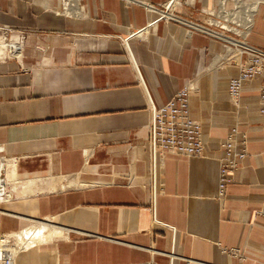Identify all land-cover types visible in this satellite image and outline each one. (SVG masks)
Wrapping results in <instances>:
<instances>
[{
  "label": "crops",
  "instance_id": "0c3cea01",
  "mask_svg": "<svg viewBox=\"0 0 264 264\" xmlns=\"http://www.w3.org/2000/svg\"><path fill=\"white\" fill-rule=\"evenodd\" d=\"M81 1L84 13L67 17L60 0H0V30L26 33L20 57L0 62V145L17 181L1 230L15 264H264L263 77L236 104L239 67L212 63L219 40L150 25L161 14L150 5L174 2L203 24L217 0ZM247 40L264 49V2ZM187 85L206 151L153 165L152 108ZM234 127L248 155L220 197L219 144Z\"/></svg>",
  "mask_w": 264,
  "mask_h": 264
},
{
  "label": "built area",
  "instance_id": "2783aa9c",
  "mask_svg": "<svg viewBox=\"0 0 264 264\" xmlns=\"http://www.w3.org/2000/svg\"><path fill=\"white\" fill-rule=\"evenodd\" d=\"M263 0H217L214 9L207 12L206 22L194 23L170 11L174 2L166 6L165 11L152 5L150 10L161 12L159 20L175 21L186 26L189 32L204 33L222 43L223 51L213 58V64L225 67L235 64L239 74L229 83V96L232 102L238 103L243 84L260 76L263 77L259 92V100L264 111V49L251 45L247 37L252 32L257 12ZM85 11L81 0H60L59 12L67 17H79ZM12 30H0V62L21 55L26 39L25 32L13 36ZM138 30L131 36H138ZM191 85L177 90L170 100L156 108H152V119L149 125V142L153 165L158 154L173 153L184 156H202L206 151V143L202 136L201 124L194 120L190 113ZM249 139L237 127L232 128L219 146L223 151L220 166L219 195L224 197L227 186L233 182V174L241 167L248 155ZM16 163L14 157L5 153L0 145V205L14 197L13 187L17 181L11 180L9 172ZM2 211L0 209V264H15L18 246L1 230ZM234 256H241L238 250H229Z\"/></svg>",
  "mask_w": 264,
  "mask_h": 264
},
{
  "label": "bare ground",
  "instance_id": "6f19581e",
  "mask_svg": "<svg viewBox=\"0 0 264 264\" xmlns=\"http://www.w3.org/2000/svg\"><path fill=\"white\" fill-rule=\"evenodd\" d=\"M43 229V228H42ZM41 232V231H40Z\"/></svg>",
  "mask_w": 264,
  "mask_h": 264
}]
</instances>
